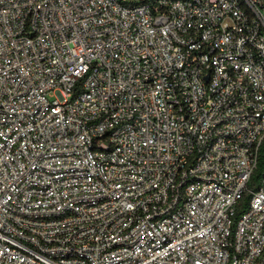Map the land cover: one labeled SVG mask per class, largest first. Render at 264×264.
<instances>
[{
  "label": "built area",
  "instance_id": "obj_1",
  "mask_svg": "<svg viewBox=\"0 0 264 264\" xmlns=\"http://www.w3.org/2000/svg\"><path fill=\"white\" fill-rule=\"evenodd\" d=\"M263 142L264 0H0V264H264Z\"/></svg>",
  "mask_w": 264,
  "mask_h": 264
},
{
  "label": "trees",
  "instance_id": "obj_2",
  "mask_svg": "<svg viewBox=\"0 0 264 264\" xmlns=\"http://www.w3.org/2000/svg\"><path fill=\"white\" fill-rule=\"evenodd\" d=\"M263 179H264V142H263L261 150H260V157H259L257 167L254 170V173L252 175L250 187L252 189H257ZM250 197H251L250 194L245 196V198L243 200L242 209L247 207V205L249 204ZM242 211L243 210H240V213Z\"/></svg>",
  "mask_w": 264,
  "mask_h": 264
},
{
  "label": "water",
  "instance_id": "obj_3",
  "mask_svg": "<svg viewBox=\"0 0 264 264\" xmlns=\"http://www.w3.org/2000/svg\"><path fill=\"white\" fill-rule=\"evenodd\" d=\"M208 79V78H207Z\"/></svg>",
  "mask_w": 264,
  "mask_h": 264
}]
</instances>
